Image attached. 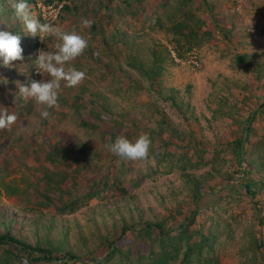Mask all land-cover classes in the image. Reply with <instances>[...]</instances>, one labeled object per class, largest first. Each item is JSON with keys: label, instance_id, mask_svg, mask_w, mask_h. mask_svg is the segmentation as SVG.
<instances>
[{"label": "rangeland", "instance_id": "374dc122", "mask_svg": "<svg viewBox=\"0 0 264 264\" xmlns=\"http://www.w3.org/2000/svg\"><path fill=\"white\" fill-rule=\"evenodd\" d=\"M60 1L53 25L88 41L68 62L86 76L61 81L45 119L19 85L50 78L35 59L61 40L0 0V29L23 48L0 66V106L17 116L0 128V235L53 257L0 244V264H264V0ZM145 133L143 159L109 148Z\"/></svg>", "mask_w": 264, "mask_h": 264}, {"label": "clouds", "instance_id": "9594fccd", "mask_svg": "<svg viewBox=\"0 0 264 264\" xmlns=\"http://www.w3.org/2000/svg\"><path fill=\"white\" fill-rule=\"evenodd\" d=\"M15 11L16 15L23 20L28 33L33 36L37 33H55L61 40L56 51L39 50L35 59L36 71L42 74L47 73L50 78L47 80L31 79L29 83L19 85V93L22 96L32 98L37 104L46 106L41 110L40 115L47 119L51 115L48 108L58 104L57 90L60 88L61 81H65L71 87L85 78L86 72L83 69L68 65V62L87 47L88 41L76 32H59L52 23L41 24L32 17L27 0H16ZM83 23L87 25L89 22L85 20ZM22 54L20 34L0 29V66L7 67L13 61L22 60ZM66 65H68L67 68ZM16 120L15 113L0 106V128H10ZM150 144L151 140L145 133L139 135L134 142L124 136H119L109 145V148L121 158L135 160L143 159L148 155Z\"/></svg>", "mask_w": 264, "mask_h": 264}, {"label": "trees", "instance_id": "16d2710c", "mask_svg": "<svg viewBox=\"0 0 264 264\" xmlns=\"http://www.w3.org/2000/svg\"><path fill=\"white\" fill-rule=\"evenodd\" d=\"M47 3H53L57 0H45ZM60 1V0H59ZM62 2V1H60ZM33 5H34V8L36 10V0H33ZM65 8V3H64V7L62 9V11L64 10ZM62 14V13H61ZM38 15V13H37ZM39 18L43 21V19L41 18L40 15H38ZM44 22V21H43ZM239 60H241V62L243 63H246V58L244 56H239L238 57ZM250 121V120H249ZM251 129V127L248 129V131ZM246 132V131H245ZM244 136H245V133L244 135L237 141V146L238 148L240 149V155H242L241 153V150L243 149V142H244ZM248 141V139L246 140V142ZM246 187V190L247 192L251 195V196H254L255 195V190L253 189V184L251 183H246L245 185ZM198 193L195 195V198L198 197ZM144 229H146L148 232H153V230H158L160 231L161 234L165 233L166 232V229L163 227L162 224H158V223H149L147 224L146 226L143 227ZM125 231V230H124ZM0 244H13L15 245L17 248H22L23 250H25L27 253H29L30 255H36L38 254V259H42V260H52L53 257H52V252L47 250V249H42V248H39V247H34L33 245L23 241L22 239H19L18 237L14 236V235H11L10 233H5V234H2L0 235ZM112 250L110 252V254H115L116 251H117V245L114 242H112ZM191 246H189L190 248ZM168 253L166 252H162L160 254V256L158 257L157 259V264H161V262H165V260H167L168 258ZM67 258H70V259H73V260H76V257L75 256H67ZM60 260V258H59ZM97 261H94L93 264H101V262L99 263H96ZM156 262V261H155ZM166 264V262L164 263Z\"/></svg>", "mask_w": 264, "mask_h": 264}, {"label": "built area", "instance_id": "2783aa9c", "mask_svg": "<svg viewBox=\"0 0 264 264\" xmlns=\"http://www.w3.org/2000/svg\"><path fill=\"white\" fill-rule=\"evenodd\" d=\"M36 12L41 16L44 23H55L61 16L64 2L59 0L53 3H47L45 0H36ZM170 53L174 59L177 60V54L173 49H170ZM196 57V56H194Z\"/></svg>", "mask_w": 264, "mask_h": 264}, {"label": "water", "instance_id": "95a60500", "mask_svg": "<svg viewBox=\"0 0 264 264\" xmlns=\"http://www.w3.org/2000/svg\"><path fill=\"white\" fill-rule=\"evenodd\" d=\"M254 119V116H252V118H251V120H253ZM249 128V127H248ZM247 133H248V131H247ZM247 133H246V135L244 136V142H243V148L245 147V145H246V140H247ZM245 154H244V152L242 153V157H243V164L245 163V161H246V159H245ZM243 168H244V165H243Z\"/></svg>", "mask_w": 264, "mask_h": 264}]
</instances>
